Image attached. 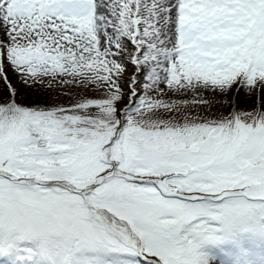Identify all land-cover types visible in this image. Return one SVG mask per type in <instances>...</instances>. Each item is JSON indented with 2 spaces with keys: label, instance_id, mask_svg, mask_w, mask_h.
<instances>
[{
  "label": "snow or ice",
  "instance_id": "snow-or-ice-1",
  "mask_svg": "<svg viewBox=\"0 0 264 264\" xmlns=\"http://www.w3.org/2000/svg\"><path fill=\"white\" fill-rule=\"evenodd\" d=\"M2 264H264V0H0Z\"/></svg>",
  "mask_w": 264,
  "mask_h": 264
}]
</instances>
